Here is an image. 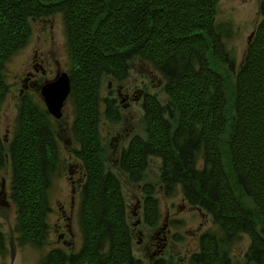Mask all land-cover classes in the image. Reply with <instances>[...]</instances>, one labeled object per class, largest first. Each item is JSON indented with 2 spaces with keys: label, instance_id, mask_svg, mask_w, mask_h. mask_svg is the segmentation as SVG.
Returning a JSON list of instances; mask_svg holds the SVG:
<instances>
[{
  "label": "trees",
  "instance_id": "obj_1",
  "mask_svg": "<svg viewBox=\"0 0 264 264\" xmlns=\"http://www.w3.org/2000/svg\"><path fill=\"white\" fill-rule=\"evenodd\" d=\"M219 0H0V69L31 33L30 18L63 11L71 51L73 123L82 162L84 243L70 253L52 249L40 264H143L132 253L121 179L105 167L100 136L99 88L105 75L129 74L134 57L150 61L164 79L168 101L143 96L147 137L133 136L119 157L132 182L145 180L151 158L161 159L160 187L171 196L179 186L193 207L207 211L221 234L200 236L194 264L224 263L234 239L251 238L248 263L264 264V0L261 20L236 73L234 90L211 58L230 65L214 23ZM0 76V99L6 92ZM70 95V96H71ZM109 118L117 104L107 100ZM46 114L28 101L19 133L9 147L14 172L17 226L25 241L39 244L47 227L42 144L53 149ZM113 120V121H115ZM0 139V162L4 163ZM144 220L160 218L158 187L145 182ZM160 264V263H158ZM163 264H174L166 261Z\"/></svg>",
  "mask_w": 264,
  "mask_h": 264
},
{
  "label": "rangeland",
  "instance_id": "obj_2",
  "mask_svg": "<svg viewBox=\"0 0 264 264\" xmlns=\"http://www.w3.org/2000/svg\"><path fill=\"white\" fill-rule=\"evenodd\" d=\"M262 0H219L215 18L216 29L221 33L225 51L234 58V69L230 65L211 58L212 65L228 78V87L234 90L235 75L241 68L249 42L261 20ZM30 35L26 44L10 53L1 63L0 76L6 92L0 99V137L5 151L19 133L20 114L25 102H32L39 111L46 114L49 132L53 134L55 145L46 149L42 144L45 160L43 171L48 203L45 214L46 229L39 244L25 241L17 226L18 205L12 188L14 172L12 163L0 162V190L6 192V202L0 204V264H40L46 254L57 247L67 253H76L83 247L82 191L85 182L82 162L75 155L80 146L79 138L73 131L77 105L73 95L69 96L63 108V117L57 119L50 114L41 94L42 84L56 79L62 72L71 74V51L67 20L63 11L52 15L30 18ZM39 69L38 72L34 68ZM34 74V75H33ZM71 78V75H70ZM99 88L100 136L104 147L105 167L121 179L126 201L127 221L133 232L132 253L147 261V245L155 229L167 222L171 243L165 254L158 256L178 264H194L193 253L200 251V236L207 230L222 233L211 215L189 204L179 186L171 196L161 190V159L151 158L145 180L132 182L119 167V155L135 135L147 137L144 122L143 96L150 92L164 104L168 96L163 89L164 79L153 64L139 57L129 62V74L125 79L105 75ZM121 91L123 94H120ZM117 104L113 121L107 114V100ZM5 152V153H6ZM5 155V154H4ZM152 182L158 187L156 192L160 218L150 226L144 220L143 184ZM13 189V190H12ZM140 221V223H139ZM145 234L140 243V232ZM251 243L247 234L235 238L224 263L214 264H254L248 263L245 255ZM199 264V263H198Z\"/></svg>",
  "mask_w": 264,
  "mask_h": 264
},
{
  "label": "flooded vegetation",
  "instance_id": "obj_3",
  "mask_svg": "<svg viewBox=\"0 0 264 264\" xmlns=\"http://www.w3.org/2000/svg\"><path fill=\"white\" fill-rule=\"evenodd\" d=\"M34 69L37 72L39 70L36 67ZM43 85L44 84H42V86ZM42 86H41V88H42ZM119 92H120V94H123L121 91H119ZM0 139H1V137H0ZM2 143H3V141H2ZM5 156H6L7 162H9L10 161V152L7 151L5 153ZM13 177H14V175H13ZM12 188L14 189V183H13ZM7 195L8 194H6V192L4 191V189L0 190V204L3 201L6 202ZM139 223H140V221H139ZM154 231L155 232H153V234L150 236V241H149L150 244L147 245V251H148V253L151 252V254H149V257H148L147 261L145 259L143 260L142 258L138 257L142 261L143 264H158V263L163 264V263H165L167 261V258L158 257V256H161V255L165 254V249L171 243V241H170V233H171V230L169 229L167 222H165L164 223V226L159 227L158 229H155ZM144 234H145L144 231L140 232V236H139V241L138 242H140V243L143 242V239H144V236L143 235ZM171 262H173L174 264H178L179 263L177 261L176 262L171 261Z\"/></svg>",
  "mask_w": 264,
  "mask_h": 264
},
{
  "label": "water",
  "instance_id": "obj_4",
  "mask_svg": "<svg viewBox=\"0 0 264 264\" xmlns=\"http://www.w3.org/2000/svg\"><path fill=\"white\" fill-rule=\"evenodd\" d=\"M72 83L69 73L62 72L56 79L44 83L41 94L50 114L57 119L63 116V108L66 100L71 95Z\"/></svg>",
  "mask_w": 264,
  "mask_h": 264
}]
</instances>
